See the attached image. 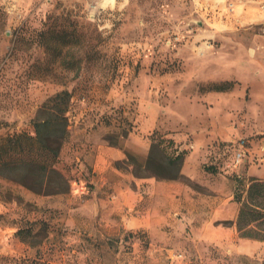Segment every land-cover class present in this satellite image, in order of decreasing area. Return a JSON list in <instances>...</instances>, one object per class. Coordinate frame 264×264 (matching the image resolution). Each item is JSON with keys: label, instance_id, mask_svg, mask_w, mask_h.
Segmentation results:
<instances>
[{"label": "rangeland", "instance_id": "374dc122", "mask_svg": "<svg viewBox=\"0 0 264 264\" xmlns=\"http://www.w3.org/2000/svg\"><path fill=\"white\" fill-rule=\"evenodd\" d=\"M195 5L0 0V142L33 134L42 102L72 93L54 162L69 190L40 195L0 178V264H264V240L223 222L238 212L235 183L264 179V25L232 28ZM82 131L123 154L103 185L75 158ZM160 137L174 140L167 153L186 151L195 178L135 175L149 172L137 163ZM240 140L248 151L232 170L225 145ZM123 178L141 198L120 211Z\"/></svg>", "mask_w": 264, "mask_h": 264}, {"label": "trees", "instance_id": "16d2710c", "mask_svg": "<svg viewBox=\"0 0 264 264\" xmlns=\"http://www.w3.org/2000/svg\"><path fill=\"white\" fill-rule=\"evenodd\" d=\"M218 90L224 88L218 87ZM72 93L68 89L49 96L32 119L33 134L25 131L7 135L0 142V178L18 183L40 195L66 193L69 181L54 162L67 135L68 116ZM174 144L172 138L153 140L144 163H137L148 173L135 172L136 176H154L158 180H175L182 177L181 165L185 150L169 154L163 142ZM127 158L136 161L132 154ZM240 179L234 185L233 200L239 204L233 225L240 237L264 240V179ZM21 229H18L20 233ZM30 233V232H29Z\"/></svg>", "mask_w": 264, "mask_h": 264}, {"label": "crops", "instance_id": "0c3cea01", "mask_svg": "<svg viewBox=\"0 0 264 264\" xmlns=\"http://www.w3.org/2000/svg\"><path fill=\"white\" fill-rule=\"evenodd\" d=\"M258 2L259 0H223V2L222 0H196L195 8L205 13L207 9L214 11L215 9H213V7H215L219 11L222 10L221 12H216L222 13L227 18L225 23L229 27L250 30L264 25V11L260 8ZM84 136L85 134L82 131L80 135L75 138V140L78 141L75 147L78 148L79 146V150H75L80 153V156L75 158L81 162V165L90 168L93 176L96 174L99 176V179H103L101 184L103 185L106 181L104 180V174H106L109 168L113 169L112 162L121 159L123 154L118 147L106 144L103 139L95 141L91 140L88 135H86L84 142ZM65 149H69V146L63 147L62 151L64 152ZM189 160L190 156H186L181 167V172L191 178H195L189 170ZM82 170L80 172H82ZM123 175L124 177H128V175ZM129 179H132L137 186H139V183L142 181L141 179L135 180L132 176H129ZM147 181L151 186L158 182L151 179ZM114 189L117 191V195H115L117 196L115 200L116 209L120 211H123L126 206L128 207L135 204V202L141 198L139 191L128 185L124 178L114 186Z\"/></svg>", "mask_w": 264, "mask_h": 264}, {"label": "built area", "instance_id": "2783aa9c", "mask_svg": "<svg viewBox=\"0 0 264 264\" xmlns=\"http://www.w3.org/2000/svg\"><path fill=\"white\" fill-rule=\"evenodd\" d=\"M260 8L264 11V0H259L258 2ZM226 150H232L230 162L227 163V166L232 170H235L240 167L243 163L245 155L247 154V146L244 140L231 145H225Z\"/></svg>", "mask_w": 264, "mask_h": 264}]
</instances>
